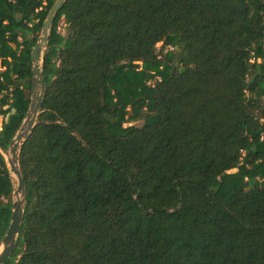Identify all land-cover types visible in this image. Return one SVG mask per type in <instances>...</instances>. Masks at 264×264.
<instances>
[{"label": "trees", "instance_id": "1", "mask_svg": "<svg viewBox=\"0 0 264 264\" xmlns=\"http://www.w3.org/2000/svg\"><path fill=\"white\" fill-rule=\"evenodd\" d=\"M55 1L0 0L2 151ZM41 70L5 264H264V0H67Z\"/></svg>", "mask_w": 264, "mask_h": 264}, {"label": "water", "instance_id": "2", "mask_svg": "<svg viewBox=\"0 0 264 264\" xmlns=\"http://www.w3.org/2000/svg\"><path fill=\"white\" fill-rule=\"evenodd\" d=\"M66 1L67 0H56L47 13L40 37L31 52L32 69L30 103L26 116L15 137L10 142L8 150H0L7 164L13 185L11 218L7 232L0 244V264H5L7 259L12 254L20 231L25 203V189L18 163L19 152L21 145L34 126L38 123V115L40 113L43 98L41 70L42 56L44 50L46 49L50 28L55 17L61 11Z\"/></svg>", "mask_w": 264, "mask_h": 264}, {"label": "rangeland", "instance_id": "3", "mask_svg": "<svg viewBox=\"0 0 264 264\" xmlns=\"http://www.w3.org/2000/svg\"><path fill=\"white\" fill-rule=\"evenodd\" d=\"M60 28H61L60 29L61 32L62 33H65V31H64L65 25L62 22L60 23ZM160 47H161V43L157 44V48L160 49ZM137 64L139 65V68L136 70L137 71L136 72L137 73L136 75H139V72L142 70V63L141 62H138ZM4 70H5V68H2L1 67V64H0V71H4ZM126 125H134L136 127H142L144 125V121L141 120V119H139L137 121L130 122L129 124H126Z\"/></svg>", "mask_w": 264, "mask_h": 264}]
</instances>
